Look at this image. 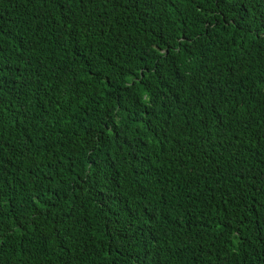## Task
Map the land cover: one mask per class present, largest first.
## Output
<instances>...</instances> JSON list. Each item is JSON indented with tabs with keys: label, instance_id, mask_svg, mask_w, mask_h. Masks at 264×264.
Returning <instances> with one entry per match:
<instances>
[{
	"label": "trees",
	"instance_id": "16d2710c",
	"mask_svg": "<svg viewBox=\"0 0 264 264\" xmlns=\"http://www.w3.org/2000/svg\"><path fill=\"white\" fill-rule=\"evenodd\" d=\"M0 264H264V0H0Z\"/></svg>",
	"mask_w": 264,
	"mask_h": 264
}]
</instances>
